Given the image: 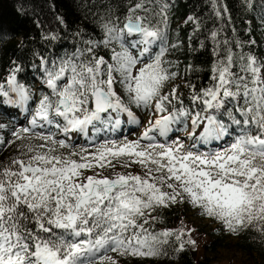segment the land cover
Here are the masks:
<instances>
[{"label":"snow or ice","instance_id":"obj_1","mask_svg":"<svg viewBox=\"0 0 264 264\" xmlns=\"http://www.w3.org/2000/svg\"><path fill=\"white\" fill-rule=\"evenodd\" d=\"M209 2L224 19L227 6ZM168 9L139 0L123 19L78 29L73 51L38 56L39 86L15 61L0 75V109L23 116L0 120V152L11 150L0 160V264L183 252L194 229L156 227L158 210L178 204L264 239V60L209 29L207 81H188L189 65L177 83Z\"/></svg>","mask_w":264,"mask_h":264},{"label":"trees","instance_id":"obj_2","mask_svg":"<svg viewBox=\"0 0 264 264\" xmlns=\"http://www.w3.org/2000/svg\"><path fill=\"white\" fill-rule=\"evenodd\" d=\"M139 0H0V75H6L15 61L23 65L20 79L32 86H39L40 74L36 71L38 56L55 57L65 52L73 51L74 33L78 29L92 31L97 20L106 15L119 16L123 19L130 5ZM150 6L157 3L169 5L168 37L170 43L181 42L178 50L171 52L168 59L178 63L183 84L185 69L189 65L192 71L187 73V80L192 83L207 81L208 69L211 64V44L205 40L209 29H222V36L230 40H239L246 45L245 51H250L258 60H264V0H218L220 5H226L228 13L224 19L217 18L209 0H144ZM194 17L200 22L201 28L195 30L188 17ZM62 18L64 23H60ZM54 32L60 40L50 41L44 37ZM201 42L206 47L201 48ZM254 42V43H252ZM180 91L187 96V89ZM187 103V100H186ZM22 120L15 113H7L0 109V120ZM132 127V126H130ZM11 150L0 152V160H6ZM159 215L163 223L157 224V229L183 227L184 217H189V211L201 216L197 209L187 204H178L167 209H160ZM214 227L204 229L197 223H188L192 239H199V234L205 236L194 248L189 247L183 252L175 250L174 244L166 247L167 255L140 258L132 256L116 257L119 264H214L209 259L200 256L202 250L216 252L222 245H233L247 258L248 264H264V239L258 234L244 233L236 236L222 230L221 225L208 218ZM198 246V249H197Z\"/></svg>","mask_w":264,"mask_h":264},{"label":"rangeland","instance_id":"obj_3","mask_svg":"<svg viewBox=\"0 0 264 264\" xmlns=\"http://www.w3.org/2000/svg\"><path fill=\"white\" fill-rule=\"evenodd\" d=\"M134 127V126H132ZM189 217H184L183 220L186 222L183 223V227L190 229L188 223H197L201 225L204 229L209 227H214L212 223L208 222L209 219L202 217L199 219L200 216L193 214L192 211H189ZM205 239V236L201 233L199 234V239H196L197 243H201ZM198 249V246H197ZM201 257H205L207 260L211 259L210 261L214 264H248L250 261H253V258L249 259L245 254L239 251L237 248L233 247V245L224 244L220 248L217 249L216 252H211L210 250H202L200 252ZM165 264V263H160ZM173 264H180V263H173Z\"/></svg>","mask_w":264,"mask_h":264}]
</instances>
